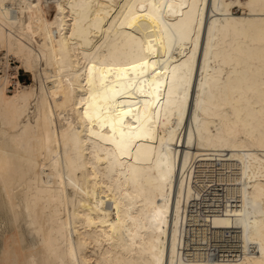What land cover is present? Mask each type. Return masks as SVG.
Wrapping results in <instances>:
<instances>
[{"label":"bare ground","instance_id":"bare-ground-1","mask_svg":"<svg viewBox=\"0 0 264 264\" xmlns=\"http://www.w3.org/2000/svg\"><path fill=\"white\" fill-rule=\"evenodd\" d=\"M0 264H264V0H0Z\"/></svg>","mask_w":264,"mask_h":264},{"label":"snow or ice","instance_id":"snow-or-ice-1","mask_svg":"<svg viewBox=\"0 0 264 264\" xmlns=\"http://www.w3.org/2000/svg\"><path fill=\"white\" fill-rule=\"evenodd\" d=\"M147 66H148V61L145 60V61L143 62V64H139V65H138V64H132V65H131V70H132L133 73H136V74L139 75V76H143L144 73H145V71H146V69H147ZM118 71L121 72V73H123V74L125 75V77H127V74H128V71H129V70H128V68H122V69H119ZM135 83H136V81H135V80H132V81L127 85V87H128V88H131V87L133 86V84H135ZM140 83L142 84L143 81H140ZM139 90H140V91H143V89H139ZM146 94H147V93H146ZM145 104H146V106H147V102H145ZM84 115H85V116H89V114H88L87 111H85ZM133 115H134V113L132 112V108L129 107L128 110H127L126 112H124L122 115H118V116H116V117H113V119H114V123H113V125L111 126V127H112V132H113V134H115V131H116V127H115V123H116V122H119V123H121V125H123V116H133ZM97 118H99V117H97ZM89 119H91V117H89ZM102 126H103V125H102ZM128 127L131 129L132 127H134V125L129 124ZM121 136H122V138H123L124 133H121ZM129 136H131V132H129Z\"/></svg>","mask_w":264,"mask_h":264},{"label":"rangeland","instance_id":"rangeland-1","mask_svg":"<svg viewBox=\"0 0 264 264\" xmlns=\"http://www.w3.org/2000/svg\"><path fill=\"white\" fill-rule=\"evenodd\" d=\"M47 17H48V15H47ZM14 65H16L15 61H12V66H14ZM19 79L25 85H31L34 83L33 80L31 79V76L29 74H27L23 69L19 70ZM11 89L12 88L10 87L8 90V94H11V92H10Z\"/></svg>","mask_w":264,"mask_h":264},{"label":"built area","instance_id":"built-area-1","mask_svg":"<svg viewBox=\"0 0 264 264\" xmlns=\"http://www.w3.org/2000/svg\"><path fill=\"white\" fill-rule=\"evenodd\" d=\"M18 79H19V71H18V75H17ZM20 80V79H19Z\"/></svg>","mask_w":264,"mask_h":264}]
</instances>
